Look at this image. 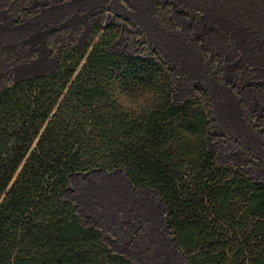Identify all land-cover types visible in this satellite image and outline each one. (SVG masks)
Here are the masks:
<instances>
[{"label":"trees","instance_id":"obj_1","mask_svg":"<svg viewBox=\"0 0 264 264\" xmlns=\"http://www.w3.org/2000/svg\"><path fill=\"white\" fill-rule=\"evenodd\" d=\"M119 34L95 24L85 44L56 49L54 69L0 86V264H133L64 196L71 174L93 169L154 190L188 264H264V178L219 162L205 92L175 103L161 55L111 49ZM149 83L160 109L121 115L112 90Z\"/></svg>","mask_w":264,"mask_h":264},{"label":"rangeland","instance_id":"obj_2","mask_svg":"<svg viewBox=\"0 0 264 264\" xmlns=\"http://www.w3.org/2000/svg\"><path fill=\"white\" fill-rule=\"evenodd\" d=\"M175 9L170 0H75L68 5L67 15L58 19L56 28L50 29V39L45 44V50L50 49L47 58L38 62L42 57L39 45L25 34L15 38L16 48H25L18 53L23 56L31 50L35 60L32 62L41 65L40 71L47 70L49 64L57 63L58 47L83 45L95 24L116 21L120 34L110 48L144 52L156 49L170 69L175 103L199 90L205 92L211 118L206 141L216 159L234 165L252 178H264V124L258 121L256 103L242 100L246 96L240 90L242 78L229 74L226 60L208 58L210 54H202L201 49L200 58L182 53L181 47L187 43L181 37ZM12 46V40L3 43L2 53L12 50ZM4 71L1 85L19 78L12 66ZM82 173L85 172H80L81 176ZM105 175H97L94 182L88 174L79 182L74 174L69 176L64 196L67 191L82 223L96 227L103 242L133 264H188L165 223V207L158 194L133 186L120 169L106 171ZM81 191L90 192V196L80 194Z\"/></svg>","mask_w":264,"mask_h":264},{"label":"crops","instance_id":"obj_3","mask_svg":"<svg viewBox=\"0 0 264 264\" xmlns=\"http://www.w3.org/2000/svg\"><path fill=\"white\" fill-rule=\"evenodd\" d=\"M74 2L75 0L70 2L0 0V76L5 74L4 69L11 66L15 76L19 77L15 80L54 69L56 63L54 66L49 64L47 70L40 71L41 65L38 62L49 55L50 49L46 51L45 44L49 42L50 29L56 28L58 19L67 15L68 5ZM170 2L176 8L175 19L182 29L183 42L187 43L181 47L182 53L191 54L190 58L193 59L200 58L201 49L202 54H210L208 58L226 60L227 68L230 69L229 74L242 78L240 90L246 92L242 100L246 103L248 101L256 103L258 121L264 124V0H170ZM67 21L68 19H65V22ZM20 34L28 35L31 42L38 43L39 53H42L38 62H32L35 60L31 57L33 53L31 50L29 55L18 54L25 51L23 47H19V51L16 48L15 38ZM11 40L14 47L3 54L2 44ZM16 60L22 62L16 64ZM241 114L243 117L242 112ZM105 172L96 169L82 173L83 176L80 172L74 175L79 182L88 174L94 182L99 174L102 177L106 176ZM80 194L90 196V192L87 191H81ZM65 197L73 202L67 191Z\"/></svg>","mask_w":264,"mask_h":264},{"label":"clouds","instance_id":"obj_4","mask_svg":"<svg viewBox=\"0 0 264 264\" xmlns=\"http://www.w3.org/2000/svg\"><path fill=\"white\" fill-rule=\"evenodd\" d=\"M111 98L121 115L129 120L139 121H146L164 103L162 92L152 83L139 84L132 91H121L119 87H115ZM195 138L193 133L185 134V141L188 143Z\"/></svg>","mask_w":264,"mask_h":264}]
</instances>
